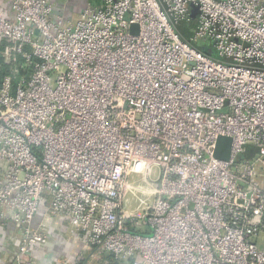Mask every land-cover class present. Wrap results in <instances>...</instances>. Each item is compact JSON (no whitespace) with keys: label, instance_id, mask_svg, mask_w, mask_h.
I'll return each mask as SVG.
<instances>
[{"label":"built area","instance_id":"1","mask_svg":"<svg viewBox=\"0 0 264 264\" xmlns=\"http://www.w3.org/2000/svg\"><path fill=\"white\" fill-rule=\"evenodd\" d=\"M8 1L0 40L34 64L0 85L14 264H45L58 226L38 215L84 235V264H264V0H85L76 19L68 0ZM133 175L144 214L124 208Z\"/></svg>","mask_w":264,"mask_h":264},{"label":"crops","instance_id":"2","mask_svg":"<svg viewBox=\"0 0 264 264\" xmlns=\"http://www.w3.org/2000/svg\"><path fill=\"white\" fill-rule=\"evenodd\" d=\"M65 1V0H56ZM74 9L73 19L81 10L82 3L85 0H68ZM92 4H96L98 0H88ZM0 6L8 8L9 1L0 0ZM37 223L43 222L46 229L58 226V232L51 236L50 242L45 246L44 250L48 252L50 258L46 264H84L92 261L93 250L85 241L84 235L74 234L69 223L63 219H54L52 217H44L38 215ZM19 239V230L15 224H6L0 227V264H14V257L17 251V240ZM257 244L264 249V233L259 234L256 238ZM97 264H114L108 255H103L96 259Z\"/></svg>","mask_w":264,"mask_h":264},{"label":"trees","instance_id":"3","mask_svg":"<svg viewBox=\"0 0 264 264\" xmlns=\"http://www.w3.org/2000/svg\"><path fill=\"white\" fill-rule=\"evenodd\" d=\"M187 25V27H186ZM189 25L182 23L179 26V31L181 32L184 38H188L191 34H188ZM12 43L8 40H0V85L3 84L6 77H11L13 86H16L18 82L23 78H28L34 68V64L27 62V59L20 53L12 52L11 48ZM25 50L27 52L31 51V46L26 45ZM10 53V54H9ZM9 54V56L7 55ZM33 62L37 59L33 58ZM248 149H251L249 147ZM253 155L252 150H248L244 153L241 158L251 157ZM108 255L109 259L111 258L114 264H117V261L110 254Z\"/></svg>","mask_w":264,"mask_h":264},{"label":"rangeland","instance_id":"4","mask_svg":"<svg viewBox=\"0 0 264 264\" xmlns=\"http://www.w3.org/2000/svg\"><path fill=\"white\" fill-rule=\"evenodd\" d=\"M187 27V25H186ZM193 29H188V34H192ZM201 43H199L200 45ZM130 181L136 184L135 189L130 190L127 194V200L125 201L124 208L135 214H144L146 207L153 201V197L149 196L147 190V184L141 179V177L133 175Z\"/></svg>","mask_w":264,"mask_h":264},{"label":"water","instance_id":"5","mask_svg":"<svg viewBox=\"0 0 264 264\" xmlns=\"http://www.w3.org/2000/svg\"><path fill=\"white\" fill-rule=\"evenodd\" d=\"M197 14V13H196ZM138 25L137 24H132L131 25V31L133 33H138ZM36 34H38V31H36ZM206 53L211 54L209 50H204ZM232 142L233 139L229 136H220L217 141V146L215 150V157L221 159V160H229L231 156V149H232ZM49 254L46 252L44 256V263H48L49 261Z\"/></svg>","mask_w":264,"mask_h":264}]
</instances>
